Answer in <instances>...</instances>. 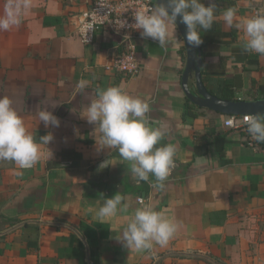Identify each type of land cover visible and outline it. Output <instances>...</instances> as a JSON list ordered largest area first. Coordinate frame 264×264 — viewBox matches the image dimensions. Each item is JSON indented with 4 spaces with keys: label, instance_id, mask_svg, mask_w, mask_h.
<instances>
[{
    "label": "crops",
    "instance_id": "crops-1",
    "mask_svg": "<svg viewBox=\"0 0 264 264\" xmlns=\"http://www.w3.org/2000/svg\"><path fill=\"white\" fill-rule=\"evenodd\" d=\"M94 1L31 0L21 24L0 31V96L11 97L37 139L54 134L52 158L43 146L44 157L30 169L0 161V264H264V143L249 145L244 133L225 126L228 115L188 99L187 50L176 23L163 47L138 33L137 75L105 69L120 36L99 30L85 44L78 33L79 15ZM215 2L213 27L201 32L206 87L214 94L228 82L235 100L264 98V56L245 51L242 30L222 15L235 8L239 21L254 7L264 10V0ZM81 80L89 81L84 90ZM117 85L148 100L154 125L167 126L161 144L176 146L163 189L152 186L153 177L137 183L117 150L97 151L101 134L82 116L97 89ZM195 86L193 75L189 87L197 93ZM46 108L60 127L40 123L37 113ZM117 192L127 210L101 220L105 197ZM141 207L179 224L166 246L137 251L117 239Z\"/></svg>",
    "mask_w": 264,
    "mask_h": 264
},
{
    "label": "clouds",
    "instance_id": "clouds-1",
    "mask_svg": "<svg viewBox=\"0 0 264 264\" xmlns=\"http://www.w3.org/2000/svg\"><path fill=\"white\" fill-rule=\"evenodd\" d=\"M31 7V0H6L3 14L0 15V31L19 26ZM217 8L215 0L208 6L202 0H166L165 3H157L150 12L134 13L135 22L131 25L127 20H121L120 26L140 30L143 38L157 41L163 47L169 42L170 25L179 19L187 28V44L198 47L203 43L201 32L213 27ZM222 15L226 24L242 30L245 51L264 56V13L237 21V10L230 7L223 10ZM88 85L89 81L81 80L78 88L84 90ZM55 107L52 106L53 109ZM150 111L146 98L133 96L117 85L97 89L96 97L82 117L95 125L94 132L98 130L101 134L96 142L97 151L117 150L123 161L130 162V172L137 183L148 182L153 177L155 182L152 186L163 189L176 166L177 149L171 143L161 144L168 134L167 126L163 123L154 125ZM37 115L46 128L60 127V119L49 108L40 110ZM245 119L251 139L258 144L264 143V116L254 114ZM53 139L52 132L37 139L13 107L11 97L0 96V161H12L20 169H30L44 157L43 146H47L52 158L49 144ZM106 167L107 160L99 166L100 170ZM123 199L118 192L111 198L105 197L98 217L103 220L115 215L118 210L126 211L127 205H122ZM178 228L179 224L164 212L141 207L135 210L134 218L123 230L121 238L117 239L127 248L149 250L154 245L166 246Z\"/></svg>",
    "mask_w": 264,
    "mask_h": 264
},
{
    "label": "built area",
    "instance_id": "built-area-1",
    "mask_svg": "<svg viewBox=\"0 0 264 264\" xmlns=\"http://www.w3.org/2000/svg\"><path fill=\"white\" fill-rule=\"evenodd\" d=\"M155 6L154 0H95L90 9L79 15L78 33L85 44L93 43L99 30L118 34L120 41L104 67L109 71H118L126 76L137 75L141 70V65L134 39L140 30H134L129 26L121 28L120 21L127 20L128 25H131L135 22L134 13L138 11L150 12ZM257 13H264V10L254 7L252 15ZM247 116L249 115H228L224 124L244 133L248 144L256 146L258 143L252 140L247 132L245 119ZM138 201L143 203L144 198L139 197Z\"/></svg>",
    "mask_w": 264,
    "mask_h": 264
},
{
    "label": "water",
    "instance_id": "water-1",
    "mask_svg": "<svg viewBox=\"0 0 264 264\" xmlns=\"http://www.w3.org/2000/svg\"><path fill=\"white\" fill-rule=\"evenodd\" d=\"M155 3H165L166 0H154ZM185 41L187 50V63L182 77L183 89L188 99L199 107L208 108L225 115H263L264 98L255 100H227L211 93L202 78V55L201 46L192 47L186 41V25L175 22ZM195 76L197 93L189 87V79Z\"/></svg>",
    "mask_w": 264,
    "mask_h": 264
},
{
    "label": "trees",
    "instance_id": "trees-1",
    "mask_svg": "<svg viewBox=\"0 0 264 264\" xmlns=\"http://www.w3.org/2000/svg\"><path fill=\"white\" fill-rule=\"evenodd\" d=\"M214 94L217 95L218 97L222 98V99L235 100L232 85L228 82L221 85V87L219 88V91L217 93H214Z\"/></svg>",
    "mask_w": 264,
    "mask_h": 264
}]
</instances>
